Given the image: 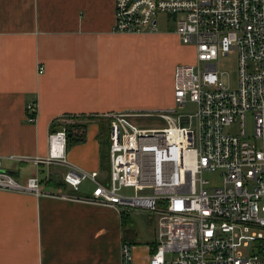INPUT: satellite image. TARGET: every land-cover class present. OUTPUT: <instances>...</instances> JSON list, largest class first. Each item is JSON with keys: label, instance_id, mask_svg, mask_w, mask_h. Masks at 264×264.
Instances as JSON below:
<instances>
[{"label": "built area", "instance_id": "2783aa9c", "mask_svg": "<svg viewBox=\"0 0 264 264\" xmlns=\"http://www.w3.org/2000/svg\"><path fill=\"white\" fill-rule=\"evenodd\" d=\"M162 17L175 24L183 45L194 48L195 62L176 68L175 109L155 114L163 126L134 122L151 113L106 116L108 182L69 163L64 128L49 135L45 158H9L67 167L63 180L73 192L86 181L95 185L87 201L153 217L155 239L146 264H264V0H116L113 31L156 33ZM233 53L236 89L225 85L219 69L220 58ZM189 103L195 114H180ZM27 110L35 122L37 104ZM234 125L241 128L238 134L225 133ZM210 173L220 183L208 179ZM0 189L75 198L46 193L38 177L21 185L2 159ZM133 249L123 243L121 264H136Z\"/></svg>", "mask_w": 264, "mask_h": 264}, {"label": "crops", "instance_id": "0c3cea01", "mask_svg": "<svg viewBox=\"0 0 264 264\" xmlns=\"http://www.w3.org/2000/svg\"><path fill=\"white\" fill-rule=\"evenodd\" d=\"M115 7L116 0H0V159L21 185L38 177L46 193L64 192L57 185L64 183L67 167L9 158H45L52 127L87 125L85 141L68 147V161L83 171L99 172V180L108 182L109 168L101 163L108 146L100 135L109 122L104 127L102 119L116 112L175 109L174 74L178 66L193 61L187 57L189 48L169 28L174 23L164 18L160 27L168 29L156 33H115ZM148 46L184 55L171 67L164 87L154 74L151 93L156 102L145 107L133 104L129 96L134 67L126 59ZM39 67H44L43 74ZM34 103L37 118L31 123L27 107ZM94 188L91 181L77 192L66 188L75 197L67 200L0 189V264H121L130 227L125 221L133 226L135 218L87 201ZM149 221L155 239L156 222L153 217ZM153 242L143 247V264ZM138 247L133 249L136 264Z\"/></svg>", "mask_w": 264, "mask_h": 264}, {"label": "rangeland", "instance_id": "374dc122", "mask_svg": "<svg viewBox=\"0 0 264 264\" xmlns=\"http://www.w3.org/2000/svg\"><path fill=\"white\" fill-rule=\"evenodd\" d=\"M163 26L164 25L160 27L159 31L165 30V28L168 29L167 27ZM169 28L174 29L175 25L171 24ZM183 46L189 48V51L187 52V57L189 59L193 58V61L187 62L185 64L194 63L196 57L194 48L192 46L187 45ZM191 48H193V50ZM181 55H184V52L182 53L180 51L179 53L177 51V53H175V51H169L158 46H148L145 47V51L143 53L133 52L129 55L130 59H126V61H133L130 66L134 67L133 69H131V71L133 72V79L130 82V88L128 90L130 91L129 96H131L133 99L131 100L133 104H137V106L145 105V107L155 105V94L151 93L152 78L154 77V74L158 73V85H160V87H164L167 76L170 73L171 67L178 62V59L180 60ZM219 69L220 73L223 74V81L225 85L232 87V89H236L238 83V56L233 53L227 57L220 58ZM178 112L180 114L193 115L196 112V106L192 103H189L184 109H179ZM134 122L137 125L148 128L161 127L164 125L163 121L160 120L157 116H155V114H153V116L151 117H141L135 119ZM246 123L247 132L249 135H252L254 129V121L250 115L247 116ZM240 130L241 128L239 127V125H234L233 127L226 128L225 133L238 134ZM206 177L210 179L214 184L220 183V177L216 176L215 174L210 173L206 175ZM86 187L88 186H84V188ZM87 190H90V186ZM64 192L61 191V193ZM123 192L125 194L133 193V191L126 189L123 190ZM149 217L150 216L148 214L143 212H133L132 218H135L136 223L131 227V232L126 231L125 235L127 237L128 242L135 244L136 247L139 246V250L135 253L136 260L138 259V261L140 262L139 264H143L146 262V250H144L143 247L154 241V227H152V222L149 221Z\"/></svg>", "mask_w": 264, "mask_h": 264}, {"label": "trees", "instance_id": "16d2710c", "mask_svg": "<svg viewBox=\"0 0 264 264\" xmlns=\"http://www.w3.org/2000/svg\"><path fill=\"white\" fill-rule=\"evenodd\" d=\"M104 121H106L104 124L106 127L107 126V120L106 119H102ZM109 126V125H108ZM61 128H64L67 132V144L68 147L78 144V143H82L85 141L86 139V130H87V125L84 124H80V123H71V124H66L64 126H62ZM60 128V129H61ZM52 129H54V131L58 130V127H52ZM101 140L102 138L105 139L106 141V146H108V152L102 151V156H101V163L103 164V166L107 167L110 169V165H109V129L107 128V130L105 129L102 133H101ZM63 185V187L66 189V184H58L57 186H61ZM126 220V219H125ZM129 221H125V225L130 226L127 230L131 232V225L128 224ZM132 237V236H131ZM128 244L134 246L135 244H132L128 241H126Z\"/></svg>", "mask_w": 264, "mask_h": 264}]
</instances>
